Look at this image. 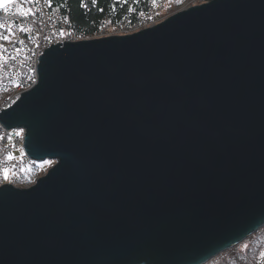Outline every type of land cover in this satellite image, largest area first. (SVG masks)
Wrapping results in <instances>:
<instances>
[{
    "label": "water",
    "instance_id": "95a60500",
    "mask_svg": "<svg viewBox=\"0 0 264 264\" xmlns=\"http://www.w3.org/2000/svg\"><path fill=\"white\" fill-rule=\"evenodd\" d=\"M37 74L0 124L55 164L0 186V264H207L264 227V0L53 45Z\"/></svg>",
    "mask_w": 264,
    "mask_h": 264
},
{
    "label": "built area",
    "instance_id": "2783aa9c",
    "mask_svg": "<svg viewBox=\"0 0 264 264\" xmlns=\"http://www.w3.org/2000/svg\"><path fill=\"white\" fill-rule=\"evenodd\" d=\"M96 2L82 0L81 4L88 9ZM156 12L142 17L140 23L129 30L106 26L96 35L86 37L65 30L64 19L49 8V0H14L6 10H0V113L14 105L23 92L35 86L39 59L51 46L132 34L151 26L149 23L155 20ZM17 132H20L19 136ZM24 134L23 129L8 130L0 124V186L6 184L5 169L18 173L36 165L24 152ZM9 155L11 159H8ZM254 264H264V248Z\"/></svg>",
    "mask_w": 264,
    "mask_h": 264
},
{
    "label": "trees",
    "instance_id": "16d2710c",
    "mask_svg": "<svg viewBox=\"0 0 264 264\" xmlns=\"http://www.w3.org/2000/svg\"><path fill=\"white\" fill-rule=\"evenodd\" d=\"M81 2L82 0H49V8L64 19L65 30L89 37L106 26L129 30L138 25L142 17L158 11L157 8L164 0H97L88 9L83 8ZM32 177L33 175L27 181L23 180L24 185L33 184ZM260 248H264L263 243H254L244 254L238 255L240 261L251 264L261 254Z\"/></svg>",
    "mask_w": 264,
    "mask_h": 264
},
{
    "label": "rangeland",
    "instance_id": "374dc122",
    "mask_svg": "<svg viewBox=\"0 0 264 264\" xmlns=\"http://www.w3.org/2000/svg\"><path fill=\"white\" fill-rule=\"evenodd\" d=\"M176 0H164L162 5H159L156 12L155 20L150 22L149 25L154 26L156 24H159L169 17L173 16L174 14L192 8L194 6H199L202 4H205L207 2H210L212 0H181L180 3H175ZM144 27V28H150ZM143 30V29H142ZM127 35V34H126ZM114 36V35H111ZM17 153H19L17 151ZM53 161H45V162H38L34 166H30L27 168L22 169L18 173H11L7 171L8 179L5 180L6 184H12L15 187L18 188H25L28 186H31L36 183V181L45 176L48 171L54 166ZM33 171L34 174H33ZM33 175V184H25L24 181H27L30 179V177ZM4 177V172H3ZM24 180V181H23ZM254 243H263L264 244V227H262L259 231H257L255 234L251 235L249 238H247L245 241L237 245L236 247L225 251L224 253L216 256L214 259L209 261L207 264H224V263H231V264H245L242 263L238 257L239 254H244L250 246H254ZM262 245V244H261ZM261 250V248H260ZM263 249L261 250V252ZM256 260L251 261V264H254Z\"/></svg>",
    "mask_w": 264,
    "mask_h": 264
},
{
    "label": "snow or ice",
    "instance_id": "6c2138e0",
    "mask_svg": "<svg viewBox=\"0 0 264 264\" xmlns=\"http://www.w3.org/2000/svg\"><path fill=\"white\" fill-rule=\"evenodd\" d=\"M12 0H0V8H4L5 10L7 9V5L9 3H11ZM177 3H180L181 0H176ZM0 27H2V25H0ZM21 31H23V29H21ZM3 39L7 40V37H3ZM17 136L20 135V132L16 133ZM8 159H11V156H8ZM4 179L7 180L8 179V175H7V169L4 170Z\"/></svg>",
    "mask_w": 264,
    "mask_h": 264
},
{
    "label": "bare ground",
    "instance_id": "6f19581e",
    "mask_svg": "<svg viewBox=\"0 0 264 264\" xmlns=\"http://www.w3.org/2000/svg\"><path fill=\"white\" fill-rule=\"evenodd\" d=\"M1 10V9H0Z\"/></svg>",
    "mask_w": 264,
    "mask_h": 264
}]
</instances>
